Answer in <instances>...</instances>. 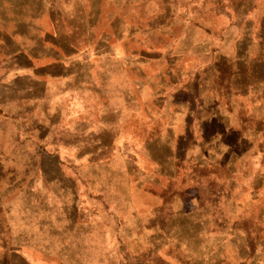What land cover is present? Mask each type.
Here are the masks:
<instances>
[{
    "label": "rangeland",
    "instance_id": "rangeland-1",
    "mask_svg": "<svg viewBox=\"0 0 264 264\" xmlns=\"http://www.w3.org/2000/svg\"><path fill=\"white\" fill-rule=\"evenodd\" d=\"M227 1L0 0V264H264L262 61L227 97L259 140H203L214 56L264 54Z\"/></svg>",
    "mask_w": 264,
    "mask_h": 264
},
{
    "label": "crops",
    "instance_id": "crops-1",
    "mask_svg": "<svg viewBox=\"0 0 264 264\" xmlns=\"http://www.w3.org/2000/svg\"><path fill=\"white\" fill-rule=\"evenodd\" d=\"M233 59L237 63V65L238 64H243V65L245 64V66L247 65L246 67L251 66V64L253 62H257L255 60H253V58L248 59L247 61L242 60L243 62H241V59H239V58L233 57ZM249 84L250 85H248L246 87H242V90H241L242 93L254 92V89L256 88V86L254 85V83H249ZM210 88H212V85H210ZM233 88L234 87L230 86V90L225 93L226 98L230 97L232 95H236V91L232 90ZM182 89H184L185 92H187V93L190 92V90L188 89L187 86L182 88ZM179 92H181V90H180V88H177V90H175V93L172 94V97H173L172 100L165 99L164 104L160 105V107H158L156 110V113H158V115L161 117V121L164 118L169 119L171 121V123L173 122V125H172L173 127L174 126H177V127L183 126L184 121L180 122V119L178 118V116L183 112L187 113V119L193 118L194 117L193 115L195 113V108H196V107H193V108L191 107V108H188L187 111H182L183 109L181 110L180 106L177 107V104H176L177 101H175L174 103H173V101L175 98V94L177 93L176 96H178ZM217 99L218 98H213L211 100L209 106L207 108H204V109H206L208 116L204 118L202 125H205L208 127H211V125L214 123H216L217 125L212 132L207 131V128L204 129L205 135H204L203 140H226L229 137H231L232 140H259V129H260L259 124H260V122L257 123L255 130L251 131V137H247L246 134L244 133V131H245V127H243L244 124L241 127H240V123H239V125L234 124L231 121V115L230 114L232 113V110L230 109L229 105H227V103L219 101ZM227 100H228V98H227ZM162 101H163V98H162ZM179 110H181V111L179 112ZM161 123L162 122H158L157 124L154 125V129H151L152 133H153V131H155V128H156V130L158 129L157 125L161 124ZM184 128H185L184 129L185 132L187 131V129H188V131L191 130V128L189 127V124H187V122H186V125L184 126ZM166 131H169V130H166ZM161 132L158 135H160ZM257 148H259V144L257 145Z\"/></svg>",
    "mask_w": 264,
    "mask_h": 264
},
{
    "label": "trees",
    "instance_id": "trees-1",
    "mask_svg": "<svg viewBox=\"0 0 264 264\" xmlns=\"http://www.w3.org/2000/svg\"><path fill=\"white\" fill-rule=\"evenodd\" d=\"M221 1L222 0H216V3L221 4ZM235 5H237V4H235ZM235 5L234 4L231 5V3L228 0L227 4H225V7L226 6L227 7H233ZM232 11H233V13H235L236 8H233ZM260 45H262V47H263L262 49L264 50V36H263V40L260 42ZM253 60H255L257 62L262 61V63H264V54L259 53L258 55H255V58H253ZM240 65L241 64L237 65V63L234 61L233 57L223 56L221 54H216L214 56L213 62L211 63L212 71H214V74H215L214 75V81L212 83V87H213V89H215V93H217L218 92L217 90L219 89L220 94H221V96H217L219 93L214 95L215 98H218L217 100L222 101V102H223V100H225L227 103V98H226L225 93L230 90V86H231L230 84L231 83L225 82L222 85L221 82L224 79H225L224 81L230 80L232 82V78L235 77L237 80L240 81L241 76H243V78H244L243 84L240 82V84L238 85V88L236 86H234V88L232 89V90H235L238 92H239L238 89L242 90V87H246V86L250 85L246 76H248L247 73H250V71H252V69H251V67L248 66L246 69L248 72L245 73L244 67L242 66V68H241ZM251 74H252V72H251ZM218 83H219L220 87L214 86L215 84H218ZM231 87H233V86H231ZM174 93H172V94H174ZM157 128H158L157 130L155 128V131L152 133V135H154V133H155V136H157L162 131L163 127H157Z\"/></svg>",
    "mask_w": 264,
    "mask_h": 264
}]
</instances>
